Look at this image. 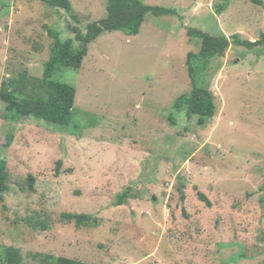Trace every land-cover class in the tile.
I'll return each instance as SVG.
<instances>
[{
    "label": "rangeland",
    "instance_id": "374dc122",
    "mask_svg": "<svg viewBox=\"0 0 264 264\" xmlns=\"http://www.w3.org/2000/svg\"><path fill=\"white\" fill-rule=\"evenodd\" d=\"M69 1L66 13L0 0V89L22 74L28 86L41 78L52 44L44 25L65 40L106 16V0ZM140 1L176 15L148 14L135 36L104 32L80 70L55 74L75 88L72 124L10 121L0 100L9 172L0 244L19 249V264H41L38 254L84 264H264V0ZM188 28L260 42L231 45L212 63L216 113L203 127L173 108L190 90L186 54L199 48ZM62 213L99 223L77 228Z\"/></svg>",
    "mask_w": 264,
    "mask_h": 264
},
{
    "label": "trees",
    "instance_id": "16d2710c",
    "mask_svg": "<svg viewBox=\"0 0 264 264\" xmlns=\"http://www.w3.org/2000/svg\"><path fill=\"white\" fill-rule=\"evenodd\" d=\"M33 1H39L50 9L62 10L66 13L71 12L72 9L69 0ZM222 8H219L217 12L220 13ZM105 9L104 18L88 24L84 33L75 31L73 38L62 40L60 33L54 27L43 26L52 44L49 48L48 59L43 64L41 78L34 80L35 83L28 86L25 83L26 77L22 74L18 79L11 78L1 85L0 100L5 103L10 121L33 118L60 127L69 126L75 121V88L55 80V74L61 68L80 70L87 56L88 46L104 32H120L128 37L135 36L139 33L148 14L155 17L176 15L173 9L149 6L140 0H106ZM187 35L198 43L199 48L196 52L190 51L186 54L185 64L190 90L175 99L173 108L178 111L185 109L187 117L197 116V126L203 127L206 120L211 119L216 113L214 97L209 87V78L215 72L212 63L223 58L231 45L251 50L260 42L241 39L237 34L226 37L219 32L212 36L195 28H188ZM170 120L174 124V119ZM12 137L11 134L7 136L5 146L10 145ZM60 165L61 161L58 160L56 173ZM8 179L7 162L0 158V205L2 206L4 194L9 190ZM28 179L31 182L29 183L31 189L33 179L31 176H28ZM183 190L184 185L181 183L178 189L181 200L185 198ZM196 196L207 207L211 205L201 192L197 191ZM130 197V190L127 189L117 195L116 204L123 205ZM60 218L64 222L74 223L77 228H94L99 223V219L90 214L62 213ZM33 257L38 258L41 264H84L78 260L50 254H38ZM20 259L18 248L0 244V263L19 264Z\"/></svg>",
    "mask_w": 264,
    "mask_h": 264
}]
</instances>
